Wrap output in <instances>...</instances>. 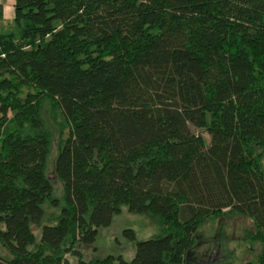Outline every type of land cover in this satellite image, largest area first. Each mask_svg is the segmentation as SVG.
Listing matches in <instances>:
<instances>
[{"label": "trees", "instance_id": "trees-1", "mask_svg": "<svg viewBox=\"0 0 264 264\" xmlns=\"http://www.w3.org/2000/svg\"><path fill=\"white\" fill-rule=\"evenodd\" d=\"M13 12L17 29L0 32V264H203L188 254L198 229L229 214L260 244L238 264H264V0H14ZM54 138L62 204L42 223L58 205ZM123 205L160 233L130 260L82 259L76 244Z\"/></svg>", "mask_w": 264, "mask_h": 264}, {"label": "rangeland", "instance_id": "rangeland-1", "mask_svg": "<svg viewBox=\"0 0 264 264\" xmlns=\"http://www.w3.org/2000/svg\"><path fill=\"white\" fill-rule=\"evenodd\" d=\"M8 3L4 0V4ZM13 10H6L5 16L0 19V32L17 29L18 25L13 18ZM209 141V135L203 133ZM57 152L56 138L52 141V150L48 159L47 169L53 186V195L58 199V205H44L42 223H55L62 204V184L52 172V162ZM264 169V157L262 158ZM36 239H39L40 229L32 226ZM134 232V238L130 237L128 230ZM253 230V224L249 217L238 214L221 215L218 218L205 222L198 229L197 241L194 251L188 254L191 259L203 264H238L247 260H254L255 254L260 249V244L244 241L242 236L246 230ZM160 233V227L144 214L130 211L123 205L119 212L114 213L108 225L100 226L96 239L91 244L79 241L76 248L80 251L82 259H90L94 256L112 254L121 255L130 260L135 252L136 241L147 239ZM8 251L0 244V255H7ZM66 258L72 264L78 261L76 255L66 254Z\"/></svg>", "mask_w": 264, "mask_h": 264}, {"label": "crops", "instance_id": "crops-1", "mask_svg": "<svg viewBox=\"0 0 264 264\" xmlns=\"http://www.w3.org/2000/svg\"><path fill=\"white\" fill-rule=\"evenodd\" d=\"M8 3L4 4V0H0V4L3 6V16H5V12L6 10H13V4H14V0H6ZM13 12V11H12ZM14 15V12H13ZM253 264H257V263H253Z\"/></svg>", "mask_w": 264, "mask_h": 264}]
</instances>
